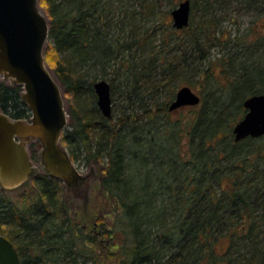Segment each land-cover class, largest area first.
Returning <instances> with one entry per match:
<instances>
[{"label":"trees","instance_id":"1","mask_svg":"<svg viewBox=\"0 0 264 264\" xmlns=\"http://www.w3.org/2000/svg\"><path fill=\"white\" fill-rule=\"evenodd\" d=\"M222 1L190 0V11L198 5L201 13L194 37L204 35L208 42H219L213 10ZM239 1L257 17L264 16V0ZM142 2L138 3L142 6ZM39 5L49 22L45 61L64 87L69 103L70 130L62 133L61 142L72 161L73 145L99 159L110 142L100 179L106 196L119 207L111 222L94 210L92 200L83 202L79 210L72 209L61 181L45 174L31 180L32 192L21 203L0 189V234L13 243L21 264H264V140L257 142L264 136L235 142L231 132L245 112L243 99L264 93V60L252 59L260 46L257 40L251 54L241 52L237 74L227 91L205 92L199 110L190 117L183 134L194 150L190 158L176 154L178 174L166 187L177 197L171 202L175 216L168 225L155 218L158 228L152 232L145 223L151 218L149 208L158 212L153 208L156 192L148 188V202L140 192L146 209L141 211L140 193L128 191L126 185L121 127L134 120L123 115L117 120L122 126L115 127L112 116L103 117L96 105L94 81L85 82L86 73L81 72L91 65L104 67L120 52V46L108 37V25L102 24L105 7L100 0H39ZM192 41L200 50L197 39ZM261 44L264 48V39ZM206 59L201 53L197 63L194 59L191 66H183V72L191 68L202 79L209 78L210 67H203ZM235 60L231 56L229 62H222L223 70L228 73ZM150 62L144 68L134 67L131 81L148 78L157 85L154 91L164 87L165 95L174 96L178 74L173 63H160L157 74L151 73L154 66ZM109 84L112 92V82ZM21 92L19 85L0 80V110L13 119L30 117ZM84 92H90L91 102L81 110L77 103ZM172 99L163 108L154 105L156 111L168 114ZM153 111L144 108L148 120ZM189 165V171L180 170Z\"/></svg>","mask_w":264,"mask_h":264},{"label":"rangeland","instance_id":"2","mask_svg":"<svg viewBox=\"0 0 264 264\" xmlns=\"http://www.w3.org/2000/svg\"><path fill=\"white\" fill-rule=\"evenodd\" d=\"M180 1L182 0H144L143 2L139 0H120L119 2L100 0L101 5L103 4L105 7L102 24L108 25V37H110V41L120 46V52L114 61H110L104 67L91 65L85 66L88 69H81V72L86 73L83 76L85 82L100 78L112 82V125L115 123V127L122 126L117 120L123 115H129L134 120L121 127V132L125 135L123 151L126 156V185L128 191H136L138 194L141 192L145 202L150 200L149 189L156 192L153 208L158 209V212L149 208L151 218L145 223V226L152 232L158 228L154 223L155 218L168 225L175 216L171 202L175 201L177 197L171 194L172 191L169 192L166 187L172 182L173 175L178 174L176 154L179 153L184 158H190L194 150L183 131L190 117L199 110L201 104L186 106L168 114L162 110L156 111L154 105L158 104L160 108H163L166 102L174 96L165 95L164 87H159L154 91L153 89L157 85L151 83L148 78H141L133 83L131 77L135 70L134 67L143 65L144 68L151 60L150 63H152V67L154 66L151 73L159 74L160 63L170 61L177 69L178 74L174 82V94L178 88L189 86L200 95L202 100L205 92L216 91L219 94H224L227 91L230 80L237 74L235 69H238L239 60H242V57L239 58L241 52L246 51L251 54L253 43L256 40L260 46L257 47L252 59L255 61L264 60V48L261 44L264 39V16L257 17L239 0H224L221 4L214 5L216 7L213 13L217 21L215 34L219 42L216 41V44H213L206 41L204 35L194 37V32L201 22L198 5L195 6L193 13L190 11L188 28L176 30L172 27L170 11ZM138 2H142V6ZM195 38L200 50L194 46L192 40ZM48 42L49 39L46 44ZM201 53L207 55L203 67H210L209 78L205 80L199 74L193 73L191 68L188 72L182 70L185 65L191 66L194 59L197 63V57ZM231 56H235L237 60L227 73L223 70L224 67L221 63L229 62ZM226 73L229 75L228 77ZM61 88L64 90L62 85ZM78 99L79 109L89 108L90 92L82 93ZM144 108L156 111V113L153 111L154 115L151 120H148L144 115ZM66 110L68 113L69 103L67 101ZM67 129L70 130L68 125L62 133ZM263 140L262 138L257 139V142ZM107 143L104 146L102 157L99 159L86 155L85 150L73 145L75 167L81 174L91 171L93 176L88 187L82 190L80 195H74L66 190L65 192L72 209L79 210L83 202L92 200L94 210L104 214L105 219L111 222L114 214H117L118 209L116 210V208L119 207V203L109 195L106 196L101 186L100 168L105 166L108 160L106 152L110 142ZM66 149L68 150L67 147ZM94 149L95 144H93L92 150L94 151ZM29 150L37 169V175L43 174L38 156L40 145L34 142L30 145ZM190 169V165L180 168L182 172H187ZM31 192V183H28L19 189L4 193L14 202L21 203ZM141 193L138 196L139 200L142 199ZM139 207L141 211L143 208L145 209L142 200L139 201ZM158 215L161 218H158Z\"/></svg>","mask_w":264,"mask_h":264},{"label":"water","instance_id":"3","mask_svg":"<svg viewBox=\"0 0 264 264\" xmlns=\"http://www.w3.org/2000/svg\"><path fill=\"white\" fill-rule=\"evenodd\" d=\"M172 27L180 30L189 24L190 0H182L170 11ZM49 22L39 0H0V80L19 85L21 101L28 119H13L0 110V189H19L37 176L29 147L37 142L43 174L58 179L64 189L80 195L93 176L75 167L61 135L68 124L66 101L60 82L46 64L44 48ZM96 105L102 116H112L110 84L93 82ZM201 97L189 86L178 88L168 111L196 106ZM245 112L232 127L235 142L264 136V93L252 94L242 101ZM0 264H21L13 243L0 234Z\"/></svg>","mask_w":264,"mask_h":264}]
</instances>
